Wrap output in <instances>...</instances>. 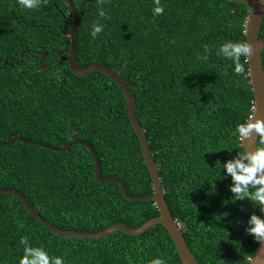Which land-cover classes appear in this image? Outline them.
<instances>
[{"label": "trees", "instance_id": "1", "mask_svg": "<svg viewBox=\"0 0 264 264\" xmlns=\"http://www.w3.org/2000/svg\"><path fill=\"white\" fill-rule=\"evenodd\" d=\"M79 7L84 0H73ZM97 0L84 4L78 27L80 65L103 63L126 78L156 161L164 194L200 264H249L260 243L246 232L261 206L235 199L230 174L220 168L239 151L233 135L253 113L248 59L243 73L217 55L225 41H246L249 6L229 0ZM57 4L58 8L54 5ZM22 9L0 0V141L21 135L63 146L80 138L99 154L102 174L120 178L130 194L153 193L140 139L122 88L98 71L76 75L67 62L44 64L71 48L68 0ZM103 7L107 18L98 15ZM94 23L104 30L90 35ZM260 37L264 38V22ZM207 45L208 59L201 61ZM264 66V50L262 54ZM223 171V170H222ZM21 190L32 206L61 229L100 231L116 223L141 226L160 214L153 200L127 199L117 183L100 182L91 150L64 151L16 140L0 144V188ZM43 246L66 264H147L155 256L183 264L167 228L104 238L64 237L44 226L14 194H0V264H18L23 245Z\"/></svg>", "mask_w": 264, "mask_h": 264}, {"label": "water", "instance_id": "2", "mask_svg": "<svg viewBox=\"0 0 264 264\" xmlns=\"http://www.w3.org/2000/svg\"><path fill=\"white\" fill-rule=\"evenodd\" d=\"M68 1L71 6V11L67 16V18L71 19L72 17H74L73 25L69 31V34L71 36V48L69 53L55 62H52L50 64H44L43 60L46 56V51L40 49V50H33V52L40 55V64L43 69L50 68L59 63L67 62L69 64L70 69L76 75L85 76L93 72L101 71L106 75H108L109 77H111L122 88L128 104V116L132 126L135 129L137 136L140 139L143 156L145 162L147 163L152 178L154 191L153 193L144 196L133 195L128 192L126 184L120 178L113 176H104L102 174V165L98 152L90 142L84 139L76 138L71 140L66 145L58 147L47 142L35 141L25 138L21 135H15L10 137L7 141H0V144H10L15 142L16 140H20L22 142L40 145L56 151H64L69 149L71 146L75 144H83L86 147H88L94 155L95 163H96V176L100 182H112L119 184L123 195L129 200L155 201L160 211V214L150 218L141 226H130L125 223H116L110 225L109 227L103 230L95 231V232L67 230V229H61L52 222H50L49 220H47L34 206H32L26 195L21 190L12 187H4V188H0V194H14L18 196L20 200L23 202L26 209L35 218H37L44 226H46L54 233L64 237L104 238L119 230L124 231L128 234L135 235L145 232L146 230L150 229L156 224H163L167 228L172 240L174 241L179 256L183 261V264H200L197 258L195 257L193 251L189 247L186 237L184 236L182 227L178 222V220L173 216L169 204L166 200L162 181H161V176L159 173V168L156 161L154 160L152 151L150 149L149 140L146 135V132L136 116V108H137L136 99L132 94L131 88L128 85L126 78H124L114 69L108 67L103 63H93L88 66H82L79 63L78 53H77L78 27L80 25V22L84 14L83 6L86 2L91 0H84L79 7L75 5L73 0H68ZM229 1L245 3L249 6V14L245 25V36H246V41H250V43L253 46V53L250 57L247 58L249 63L250 82L252 84L254 97H255V105H254L253 113L256 114L257 117L264 119V66L262 59V54L264 50V38L260 37L262 25L264 22V2H262V0H229ZM25 52H31V50L21 51L22 57ZM244 147L247 149L248 152H252L257 147V134L255 131H253L251 135L244 141ZM254 256H256V258L254 259L253 264H259L261 259L264 258V245L259 244Z\"/></svg>", "mask_w": 264, "mask_h": 264}, {"label": "clouds", "instance_id": "3", "mask_svg": "<svg viewBox=\"0 0 264 264\" xmlns=\"http://www.w3.org/2000/svg\"><path fill=\"white\" fill-rule=\"evenodd\" d=\"M103 2L104 0H97L99 5H103ZM17 4L22 9L32 10L44 6L46 0H17ZM152 5L151 11L154 17L164 13L165 8L161 0H152ZM97 11L100 17L107 18L102 6L98 7ZM103 30L104 26L102 24L94 23L90 35L95 38ZM29 50L33 51L32 49ZM209 51L208 46L205 45V54L199 55L198 59L206 61ZM252 53L253 46L250 41L233 42L228 40L222 43L217 50V55L233 61V70L237 74L245 71V66L241 63V57L248 58ZM253 131L257 134V147L252 152H248L244 147V141ZM233 135L237 141L239 151H236V155L232 159L220 163L222 165L220 172L223 178H228L230 174L232 181L230 191L235 194V199L248 197L250 201L260 205L261 212H264V119L257 117L254 113H249L244 122L236 125ZM248 225L246 232L252 235L255 241L264 245V216L253 213L249 217ZM19 243L23 245V251L18 259V264H66L62 255H50L43 246L32 245L26 235L20 237ZM256 256H249L248 261L250 264H253ZM147 264H168V262L162 256H155L148 260ZM259 264H264V258L261 259Z\"/></svg>", "mask_w": 264, "mask_h": 264}, {"label": "flooded vegetation", "instance_id": "4", "mask_svg": "<svg viewBox=\"0 0 264 264\" xmlns=\"http://www.w3.org/2000/svg\"><path fill=\"white\" fill-rule=\"evenodd\" d=\"M54 5L57 7V4L54 3ZM70 11H71V10H70ZM70 11H69V13H70ZM69 13H68V15H69ZM72 18H74V17H72Z\"/></svg>", "mask_w": 264, "mask_h": 264}]
</instances>
